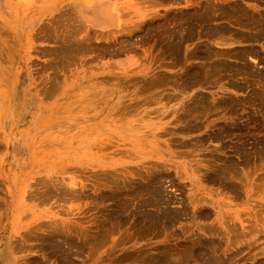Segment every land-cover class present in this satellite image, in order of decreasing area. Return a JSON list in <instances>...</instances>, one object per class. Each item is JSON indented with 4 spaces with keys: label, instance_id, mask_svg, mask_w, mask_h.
Instances as JSON below:
<instances>
[{
    "label": "rangeland",
    "instance_id": "1",
    "mask_svg": "<svg viewBox=\"0 0 264 264\" xmlns=\"http://www.w3.org/2000/svg\"><path fill=\"white\" fill-rule=\"evenodd\" d=\"M0 264H264V0H0Z\"/></svg>",
    "mask_w": 264,
    "mask_h": 264
},
{
    "label": "bare ground",
    "instance_id": "2",
    "mask_svg": "<svg viewBox=\"0 0 264 264\" xmlns=\"http://www.w3.org/2000/svg\"><path fill=\"white\" fill-rule=\"evenodd\" d=\"M212 6V5H211ZM210 8V7H209ZM98 10V11H97ZM88 8H85V6H81L80 7V13L82 14V16L86 19V21L88 22H91V24H95V25H98V26H107V25H114V19L112 18L111 15H108L110 16L111 18H106V16H102L99 11V9H94V7L92 8V13H89L88 12ZM107 12H111V11H107L106 10V14ZM92 14V16H91ZM95 14H98V17L95 16ZM100 15V16H99ZM73 19V18H72ZM251 22V21H250ZM82 23V22H81ZM244 24V23H243ZM80 25V24H79ZM80 28V27H79ZM75 31V29H74ZM78 37V36H77ZM220 37V36H219ZM222 37V36H221ZM235 70V69H234ZM204 71V70H203ZM206 77V76H205ZM163 216V215H162ZM160 218V217H159ZM232 235V234H231ZM237 235V234H236ZM234 236V234L232 235ZM233 238V237H232ZM199 245V244H198ZM215 247V246H214Z\"/></svg>",
    "mask_w": 264,
    "mask_h": 264
},
{
    "label": "crops",
    "instance_id": "3",
    "mask_svg": "<svg viewBox=\"0 0 264 264\" xmlns=\"http://www.w3.org/2000/svg\"><path fill=\"white\" fill-rule=\"evenodd\" d=\"M87 6H93V5H95L96 7H101V10H103V12H105L106 10H109V11H111V13H113L112 14V18L114 19V21H115V25L117 24V22H118V20L116 19V16H115V6H114V4H113V2L112 3H109L108 1H94V2H91V3H88V4H86ZM89 25H92L91 23H89V22H87ZM93 26V25H92ZM93 27H96V26H93ZM111 27V26H110ZM97 28V27H96ZM98 29H109V27H107V28H99L98 27Z\"/></svg>",
    "mask_w": 264,
    "mask_h": 264
}]
</instances>
